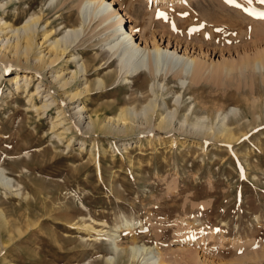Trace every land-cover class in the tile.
<instances>
[{"label": "rangeland", "instance_id": "rangeland-1", "mask_svg": "<svg viewBox=\"0 0 264 264\" xmlns=\"http://www.w3.org/2000/svg\"><path fill=\"white\" fill-rule=\"evenodd\" d=\"M79 1L11 0L0 16L18 17L20 25L42 14L55 21L59 38L82 20ZM109 1L136 36L155 32L188 43L207 62L238 63L264 50V18L251 14L264 12L262 0ZM96 31L82 43L85 29L73 42L88 63L103 52L108 60L105 35ZM75 68L70 62L68 71ZM119 68L116 60L100 73ZM13 71L0 83V168L11 184L0 185V209L12 222L0 225V264H142L146 256L134 260L133 243L157 250L164 264H264V68L214 74L200 85L184 76L183 87L170 73L155 109L174 110L173 129L126 135L76 129V103L67 101L66 121L52 128L62 103L38 110L40 97L27 98L40 75H28L27 90L15 89ZM50 74L45 70L48 80ZM118 79L107 95L84 102V116H115L124 106L141 111L153 98L121 101L148 85L141 74L132 76V87L116 86ZM223 116L236 136L230 143L216 135ZM197 119L204 126L193 132ZM125 219L134 222L131 230L117 228Z\"/></svg>", "mask_w": 264, "mask_h": 264}, {"label": "bare ground", "instance_id": "bare-ground-1", "mask_svg": "<svg viewBox=\"0 0 264 264\" xmlns=\"http://www.w3.org/2000/svg\"><path fill=\"white\" fill-rule=\"evenodd\" d=\"M5 1L3 4L2 0H0V7L6 8L11 3V0ZM70 1L72 0H64L63 6L66 2ZM153 1L161 3L170 1L171 3L175 0ZM78 8L82 15V20H76L71 25V29L66 30L59 38H54L58 34L54 30L55 21L45 19L42 14H31L20 25H16L18 17H13L11 21H8L6 20L8 15L2 14L0 16V83L1 76L9 74L14 69L13 75L10 77V82L15 84V89L22 87L23 90H27L29 81L26 80L33 77V75L39 74L40 80L35 90L28 96L27 101L31 102V99L35 95H38L41 103L35 108L42 112L54 101H60L62 103L59 110H57L59 113L52 122V128L53 126H61L64 120L66 121L67 118L62 116V114L69 112L65 105V101H67L76 103L73 107L74 109L76 108V111L70 114L74 115L72 116V120L76 129L83 130L82 132L85 134L91 133L92 135H96L98 133H110L114 135H126L128 133L139 132L141 129L143 131L155 129L167 133L173 129L174 110H167L166 114L162 115V113H158L160 109L155 108H157L156 106L158 104L156 101H159V96L164 94L162 93V88L166 87L170 73H173V76L180 80L181 87H183L185 85L184 76H189L191 84L200 85L214 74L219 76L224 75L227 78L235 70L239 74H242L245 69L255 70V68H264V50L256 51L253 56L246 55L238 63H235L234 60H231L230 63L226 59L207 62V59L200 57L199 53L196 55L191 54L188 43L184 46V43L178 40L176 42H173L171 38L165 40L163 35L157 37L158 35L155 32L150 33V38L144 37L141 34H137L136 36V31L126 26L124 22L126 19L122 18V15L113 6L112 1L80 0ZM258 9H255V11L251 10V14L256 17L257 15L259 16L260 10ZM40 25H42L41 29L39 27ZM63 27L65 26H62L61 29ZM85 29L89 35L86 33L88 36L85 34V38H81L82 43L90 40L97 29L103 32L105 35L103 40L106 42L108 51L107 61L101 58L102 55H107L105 52L101 54V57H94L92 60L93 63H88L83 59L84 56L82 54H76L77 46L73 42L79 37V33L84 32ZM116 60L120 68L108 74L101 75L100 71L111 68ZM70 62L76 64V68L72 72L68 71ZM45 70L51 73L49 80L45 76ZM143 70L144 73L142 72ZM89 71L95 75L96 80L94 82L89 80ZM29 74H31L30 77L28 76ZM138 74L144 76L142 85L147 82L148 93L142 90H140V95L133 92L121 101L137 102L153 96V98L148 99L147 102L149 103L141 111H136L133 107L124 106L119 109L115 116L106 117L96 113L84 116V102L90 100V96L98 92L99 95H107L109 91L116 88L115 86L111 87V85L118 77V84L116 86L121 82L120 85L132 87L135 83L131 78ZM23 78H25L24 82L19 83L22 81L19 80ZM186 89L188 90L189 87L185 86L184 90ZM234 109L232 108L233 111ZM239 113L235 114L239 116ZM60 114L61 116L58 117ZM186 115L184 114V120H186ZM221 120L222 123L217 129L216 135L227 143L236 140L232 127L229 123H225V116ZM203 126L204 124L197 119L192 123L191 130L197 132ZM62 127L64 128V126ZM82 140L84 143L85 139ZM4 171L0 168V185L11 189L10 177L4 174ZM4 214L0 209V225L8 229L11 226L9 222L10 224L12 222L4 218ZM33 224L34 222H31L28 226H32ZM133 225L134 222L125 219L117 228L130 229ZM87 227L95 230L91 225H87ZM16 232L18 234L23 233L19 228H17ZM116 237L117 235H111V241L115 249L118 247L115 240ZM130 249L134 260L140 253L144 252L146 260L142 264H164L160 262L158 251L155 249L138 246L134 243L130 246ZM261 257H264V251ZM111 259L110 257L109 260Z\"/></svg>", "mask_w": 264, "mask_h": 264}, {"label": "snow or ice", "instance_id": "snow-or-ice-1", "mask_svg": "<svg viewBox=\"0 0 264 264\" xmlns=\"http://www.w3.org/2000/svg\"><path fill=\"white\" fill-rule=\"evenodd\" d=\"M229 2H232V0H229ZM262 2H264V0H262ZM246 11H247V9H246ZM260 15L262 16V18H264V13H261Z\"/></svg>", "mask_w": 264, "mask_h": 264}]
</instances>
